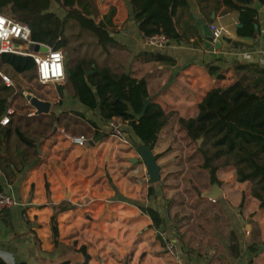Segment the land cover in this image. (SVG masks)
Returning <instances> with one entry per match:
<instances>
[{"label":"crops","instance_id":"0c3cea01","mask_svg":"<svg viewBox=\"0 0 264 264\" xmlns=\"http://www.w3.org/2000/svg\"><path fill=\"white\" fill-rule=\"evenodd\" d=\"M110 2L116 41L111 54L109 48L96 63L144 79L149 102L169 114L150 149L159 179L150 181L132 131L126 130L124 138L112 135L99 107L91 110L82 104L65 79L55 82L58 92L53 97L37 96L50 104L47 112H38L28 100L12 102L17 89L5 87L0 79V95L6 99L0 118L7 107L14 111L9 123L0 125V187L15 200L0 212V257L7 264H264V245L257 243L264 240V209L251 195L250 182L236 180L234 166L215 171L225 179L215 200L219 209L213 207L224 214L226 232L216 234L214 244L187 247L174 234L167 209L171 192L193 171L192 161L203 169L197 145L178 119L195 117L213 88L243 74L264 77V0L237 8L222 0H187L175 16L179 37L161 48L143 44L128 0ZM211 22L230 31L220 47L205 33ZM206 64L218 68L215 74H209ZM123 127L129 128L127 122ZM3 128L8 129L5 137ZM94 133L105 135L93 140ZM78 135L87 138L83 145L72 142L71 136ZM62 204L69 207L56 213L59 243L54 246L50 218L53 207ZM139 206L159 213V227ZM162 230L177 246L176 256L165 251Z\"/></svg>","mask_w":264,"mask_h":264},{"label":"trees","instance_id":"16d2710c","mask_svg":"<svg viewBox=\"0 0 264 264\" xmlns=\"http://www.w3.org/2000/svg\"><path fill=\"white\" fill-rule=\"evenodd\" d=\"M222 1L230 8H237L239 3L251 0H237L238 4L231 0ZM128 2L129 16L142 35L163 33L170 39L179 37L175 16L179 8L187 7V0ZM51 3L64 9L62 17L52 11ZM0 12L27 24L32 41L46 44L54 50L66 48L64 28L68 22L93 35L104 48L106 43L116 41L112 20L115 7H109L98 20L100 13L94 0H0ZM68 60L65 80L73 95L91 110L98 106L104 120L114 118L122 124L127 122L129 128L122 125L123 134L131 130L141 145L152 149L159 131L168 122L169 114L154 102H149L143 110V101L148 97L145 80L99 66L94 59L73 56ZM0 64L9 65L15 72L30 74L29 78L37 79L36 66L30 56L3 53ZM206 67L209 74L218 70L211 64H206ZM241 69L247 70L248 66L241 65ZM5 102L6 99L0 95V114L4 111ZM178 122L186 136L197 145V153L202 158L200 166L211 174L221 167L234 166L236 180L250 182L251 195L259 201V208L264 209V77L250 78L243 74L225 87L209 90L200 102L196 116L179 118ZM46 125L49 126L48 123ZM7 130H1L4 137L8 134ZM17 131L20 138L33 144V139L27 140L21 131ZM103 135L94 133L93 140ZM199 138L202 140L197 143ZM68 207L64 204L53 207L50 225L54 246L59 243L56 213ZM139 208L151 217L155 227H159L162 218L156 210L144 206ZM257 243L264 245V240ZM0 264L7 263L0 257Z\"/></svg>","mask_w":264,"mask_h":264},{"label":"rangeland","instance_id":"374dc122","mask_svg":"<svg viewBox=\"0 0 264 264\" xmlns=\"http://www.w3.org/2000/svg\"><path fill=\"white\" fill-rule=\"evenodd\" d=\"M94 2L100 14L106 13L109 7L112 6L110 0H94ZM54 11L61 16L64 15V9L56 5H54ZM64 32L67 37V45L66 48L62 50L66 54V65L68 64V59L73 56L76 58L83 57L94 59L96 62H100L104 57V53L108 55V50L111 48V54L114 47L113 44L106 43L104 48L96 42V38L93 35L81 31L78 26L72 25L70 22L66 23ZM0 71L7 74L12 79L15 86L12 89L15 91L17 89L16 95L13 98L11 97L12 102L15 100L23 101L24 99V101L28 100L32 105V100L38 98L37 96L48 98L53 97L56 92H58V83L42 85L37 79L29 78L30 74L17 73L9 65L0 64ZM2 91L0 86V94ZM26 96L28 98H26ZM48 120H51V118L44 120V122ZM49 128L42 132V137L50 132ZM197 156L202 159L198 153L196 154V157ZM192 165L194 167L193 171H188L187 174L181 178V188L171 192L167 201V209L172 221L171 228L174 234L177 235L187 247L197 245V247L206 248L215 243V238L217 241L216 234L222 231V233L226 232L224 214L216 213V208L213 206L217 207L218 201H212L209 195L210 190L213 188H218L220 191L225 179L224 176L217 177L215 173L211 174L206 169H199L196 160L192 161ZM221 179L224 180L222 181ZM205 201L208 204H205ZM212 237H214V239Z\"/></svg>","mask_w":264,"mask_h":264},{"label":"built area","instance_id":"2783aa9c","mask_svg":"<svg viewBox=\"0 0 264 264\" xmlns=\"http://www.w3.org/2000/svg\"><path fill=\"white\" fill-rule=\"evenodd\" d=\"M213 40H220L227 37L230 31L225 26H219L213 22L208 24ZM170 38L163 33L153 35H142V42L152 47H164ZM30 43H39L30 39V28L27 24L14 19L13 17L0 12V55L3 53H15L23 56H30L36 66L37 81L40 84L55 83L65 79V52L54 50L46 44L39 43L46 47L45 51L29 49ZM0 79L6 87L14 88L12 79L0 71ZM13 108L7 107L5 113L0 118V125L9 123L10 115L13 114ZM109 131L112 135L124 138L122 132V121L111 119L108 121ZM73 143L83 145L87 138L83 135L71 136ZM222 180V179H221ZM223 181V180H222ZM215 201L214 198H211ZM15 203L13 195L6 189L0 190V212L11 207ZM163 240L165 251L177 255V246L171 241L167 233L162 230L159 233Z\"/></svg>","mask_w":264,"mask_h":264},{"label":"water","instance_id":"95a60500","mask_svg":"<svg viewBox=\"0 0 264 264\" xmlns=\"http://www.w3.org/2000/svg\"><path fill=\"white\" fill-rule=\"evenodd\" d=\"M205 33L209 34L211 36V32L209 30L205 29ZM212 38V37H211ZM229 40V39H225ZM214 43L216 44L217 47H220V40H213ZM29 49L31 50H40V51H45L46 47L44 45H41L39 43H30L29 44ZM149 103L148 99H144L143 101V110ZM32 104L36 107L38 112H47L49 110L50 104L46 101H42L38 98H34L32 100ZM202 138H199L197 140V143H200ZM138 149L140 150V155L143 158V161L146 166V171L147 174L149 175V179L152 182L158 181L159 179V170H158V165L156 164L155 158L153 154L151 153V150L149 147L144 146V145H139ZM136 159H132V162H135ZM209 195L211 198H218L220 195V191L218 188H213L210 190Z\"/></svg>","mask_w":264,"mask_h":264}]
</instances>
